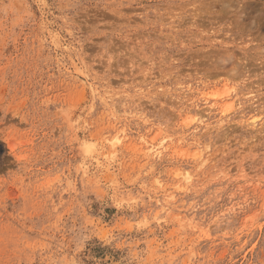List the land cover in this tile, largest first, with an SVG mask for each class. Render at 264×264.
I'll use <instances>...</instances> for the list:
<instances>
[{
    "label": "rangeland",
    "instance_id": "374dc122",
    "mask_svg": "<svg viewBox=\"0 0 264 264\" xmlns=\"http://www.w3.org/2000/svg\"><path fill=\"white\" fill-rule=\"evenodd\" d=\"M0 264H264V0H0Z\"/></svg>",
    "mask_w": 264,
    "mask_h": 264
}]
</instances>
